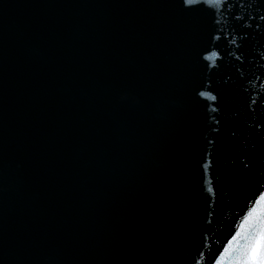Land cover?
I'll return each mask as SVG.
<instances>
[{"label":"water","instance_id":"water-1","mask_svg":"<svg viewBox=\"0 0 264 264\" xmlns=\"http://www.w3.org/2000/svg\"><path fill=\"white\" fill-rule=\"evenodd\" d=\"M222 7L0 0V264H215L264 169V7ZM216 21L250 33L239 71Z\"/></svg>","mask_w":264,"mask_h":264},{"label":"snow or ice","instance_id":"snow-or-ice-1","mask_svg":"<svg viewBox=\"0 0 264 264\" xmlns=\"http://www.w3.org/2000/svg\"><path fill=\"white\" fill-rule=\"evenodd\" d=\"M231 3V0H178V5L182 11L186 13H191L200 10L203 5H207L209 8H221V14L227 12L233 19H242L235 16L234 13L227 8V5ZM259 7H264L261 0H257ZM256 19V17H252ZM259 19L264 21V15H260ZM220 24V27L215 28L213 32L209 33L210 41H220L225 38L230 45H235V49L229 48V53L237 51L240 55L235 56V60L239 61L237 66V71L243 68L247 56L243 51L244 42L247 40L250 33L241 34L236 31L235 27L229 29L226 33V25L221 24L220 21H216ZM247 27H251L248 24ZM260 28V25H256ZM207 51V49L205 50ZM217 52L212 51L210 55L204 57L205 60L211 61L214 57H217ZM254 60H264V46H262V51L258 56L253 57ZM258 66L264 67V64H259ZM207 68L219 67V65H206ZM241 75H243L241 73ZM232 77L229 76L230 80ZM205 85L201 83L200 88H204ZM198 96L201 98L210 99L213 102L217 101V95H212L211 91H204L195 89ZM264 99V96L261 97ZM256 103V101H253ZM212 113L222 112L223 110L218 104L209 105ZM211 119L214 121L213 125H209L212 132L219 133L221 131L223 118L213 115ZM233 137L236 136V132L231 133ZM259 135L264 136V133H259ZM207 144L214 145L216 142V137H205ZM257 143L249 137L243 146L242 150L238 155L233 157L230 164L239 170L242 175H247L253 171V160L251 158V153L255 152ZM213 153L211 151L207 152L205 162L203 164L205 175L208 174V170L212 167L214 160L212 159ZM255 174L257 181L255 184V189L252 191L249 199L251 200L250 206L245 202V207H247V212L243 214V219L239 227L236 230V234L232 236V239L228 241L227 245L224 246V250L219 253V256L215 259V264H264V169H256ZM215 189L213 187L208 188L209 193H214ZM223 195L227 196V191L222 190ZM243 212V209H241ZM211 223V221H207ZM207 231V230H205ZM205 237L202 233V245ZM199 259L193 257L192 264H201L204 260L205 254L198 250Z\"/></svg>","mask_w":264,"mask_h":264}]
</instances>
